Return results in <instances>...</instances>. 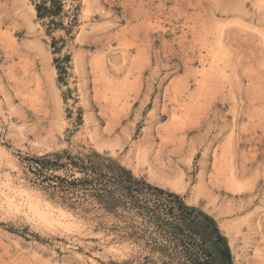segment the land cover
Instances as JSON below:
<instances>
[{"label":"rangeland","instance_id":"1","mask_svg":"<svg viewBox=\"0 0 264 264\" xmlns=\"http://www.w3.org/2000/svg\"><path fill=\"white\" fill-rule=\"evenodd\" d=\"M119 167L264 264V1L0 0V264L187 263L105 209ZM18 185L75 223L9 208Z\"/></svg>","mask_w":264,"mask_h":264},{"label":"trees","instance_id":"2","mask_svg":"<svg viewBox=\"0 0 264 264\" xmlns=\"http://www.w3.org/2000/svg\"><path fill=\"white\" fill-rule=\"evenodd\" d=\"M112 174L106 183H114L116 188L103 184L102 195H97L105 197L102 200L107 211H116L120 206L135 211L143 222L148 221L158 230L159 236L182 246L177 254L186 257L187 263L183 264H232L227 240L212 217L186 205L178 194L135 179L126 169L119 167V173Z\"/></svg>","mask_w":264,"mask_h":264},{"label":"bare ground","instance_id":"3","mask_svg":"<svg viewBox=\"0 0 264 264\" xmlns=\"http://www.w3.org/2000/svg\"><path fill=\"white\" fill-rule=\"evenodd\" d=\"M171 188L178 190L176 184H173ZM13 191L18 194L23 201L15 203L16 201L13 196L5 195L8 207L18 210L19 206H25L30 216L33 217L32 219L38 223L48 225L61 224L64 227H70L75 223V218L67 209L53 205L49 201L43 199L38 192L23 185L14 187Z\"/></svg>","mask_w":264,"mask_h":264}]
</instances>
